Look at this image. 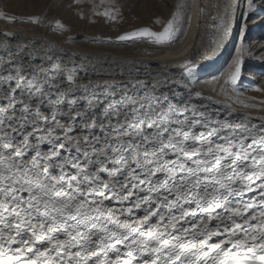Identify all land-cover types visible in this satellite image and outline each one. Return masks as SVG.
I'll return each mask as SVG.
<instances>
[{
    "label": "snow or ice",
    "instance_id": "1",
    "mask_svg": "<svg viewBox=\"0 0 264 264\" xmlns=\"http://www.w3.org/2000/svg\"><path fill=\"white\" fill-rule=\"evenodd\" d=\"M246 3L247 20L255 5ZM190 7L179 0L162 31L117 41L172 47L191 26ZM208 7H197L198 21ZM234 8L224 0L212 17L213 43L229 36ZM95 15L115 21L119 8ZM243 35L222 92L240 76ZM10 38L0 37V264H264V116L203 103L191 60L180 65L188 83L146 71L148 83L146 63L55 44L36 63L34 41L13 50ZM117 69L128 83L105 77Z\"/></svg>",
    "mask_w": 264,
    "mask_h": 264
},
{
    "label": "rangeland",
    "instance_id": "2",
    "mask_svg": "<svg viewBox=\"0 0 264 264\" xmlns=\"http://www.w3.org/2000/svg\"><path fill=\"white\" fill-rule=\"evenodd\" d=\"M194 1L184 0L191 6L185 9L186 15L192 14ZM178 2L179 0H81L77 4L75 0H0V11L4 12L6 16L16 17L13 22L0 19V23L8 26L13 25L20 29L24 28L23 30L27 28L28 31L32 29L30 32L41 33L40 35L51 37L49 39L53 41L55 38V42L66 46L99 49L98 51H105L109 54H116L115 51L121 49V53H125L124 55L144 56L147 55L146 53H154L166 47L146 42L147 38H142L145 42L125 43L118 42L117 37L144 28L154 32L162 31ZM254 5L255 7L248 13V19H245L241 28V32L243 30L244 33L243 42L247 53L242 57L241 72L235 88L224 85L226 90L221 91V85L234 69L233 62L237 52L221 76L216 93L239 108L264 111L261 110L264 109V91L255 90L257 87L264 90V1L254 0ZM116 7L119 8V15L115 21L108 20L103 15H95V12H104ZM81 12L84 16L83 19L78 14ZM33 16L40 17L45 22V26L21 22V20ZM57 19L71 31L62 34L51 31L52 24L50 22ZM157 19L161 23H155ZM184 27L186 31L188 28L186 22ZM241 32L237 47L241 45ZM183 35H180L178 40ZM109 39L112 41L111 43L94 42L97 40L108 41ZM245 105H249V107H245ZM252 105L255 107H251Z\"/></svg>",
    "mask_w": 264,
    "mask_h": 264
},
{
    "label": "bare ground",
    "instance_id": "3",
    "mask_svg": "<svg viewBox=\"0 0 264 264\" xmlns=\"http://www.w3.org/2000/svg\"><path fill=\"white\" fill-rule=\"evenodd\" d=\"M231 2L235 5L234 20L232 21L230 34L227 38H218L215 40V43H213L214 35L218 34H214L211 27V25L215 23L212 17L224 10V0H195L191 14V26H188L186 34H184L172 47H166L165 49L155 51L150 56L124 55L125 53L122 54L121 49L118 50L119 52L115 51L116 54H109L105 51H98L99 49L94 50L88 48L83 49L81 46H66L60 42H55V38L53 41L49 39L51 37L48 38L47 36L40 35L41 33L30 32L32 29L28 31L27 28L23 30L24 28L20 29L16 26H8L2 23H0V37H2L5 32L11 33L12 38H10V46L13 50H15L18 45H24L29 41H34L36 44L34 62L36 63H40L45 56V44H55L58 48H63L68 54L75 52L79 56L107 58L108 60L116 58L123 61L136 62L137 66L140 63H146L150 67L147 70H140L139 79L146 80L148 83H152V81L145 75L146 71H149L152 76L159 77L162 80L170 81L175 79L183 80L185 83H188V77L183 75L185 69L181 68L180 65L185 60H191L195 65L191 68V81L195 82V90L201 92L203 103L211 107L220 108L221 110H223L225 106H230L234 109V113L238 115L249 114L253 117L264 116V111L239 108L224 100L216 93V88L220 83L221 76L237 52L241 28L245 21L244 13L247 11L246 0H231ZM201 4L209 5V7L206 9L203 20L198 21L195 13L197 7ZM217 4L220 5L219 9L214 7V5ZM198 24L199 27H197ZM14 37H21L23 39L15 40ZM2 46L3 39H0V54H2ZM31 50V48L28 49V51ZM28 51L24 54L26 60L29 58ZM65 63H69V61L65 60ZM161 65H167V67H161ZM81 75H83V73H81ZM104 75L106 78L115 76L117 82L128 83L127 72L124 73L122 78L118 69L115 72L110 74L106 73ZM82 82L86 83L87 81L85 80ZM101 83H103V81H101ZM178 90L186 91V89Z\"/></svg>",
    "mask_w": 264,
    "mask_h": 264
}]
</instances>
